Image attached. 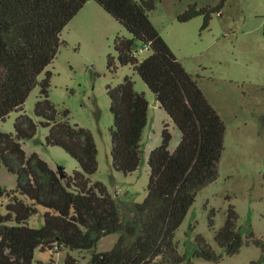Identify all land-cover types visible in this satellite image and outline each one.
<instances>
[{
    "label": "trees",
    "instance_id": "16d2710c",
    "mask_svg": "<svg viewBox=\"0 0 264 264\" xmlns=\"http://www.w3.org/2000/svg\"><path fill=\"white\" fill-rule=\"evenodd\" d=\"M88 1L0 0V120L12 111H22L31 91L37 84L41 86L34 109L39 119L22 111L14 132L0 129V165L17 175L15 187L0 184V196L8 198L5 211H0V264H48L36 259L35 251L55 245L56 251L64 247L93 250L92 264H193L180 251L175 234L198 190L218 177L226 123L152 21L150 12L157 0H95L133 34L131 38L115 37L118 59L132 64L181 132L178 145L171 149V123L163 122L161 143L148 154L147 195L135 204L133 217L126 219L106 185L91 179L99 167L93 132L59 118L60 114L68 117L70 110L59 111L49 98L52 72L46 68L65 42L64 28ZM226 1L205 6L193 2L178 19L188 21L203 15L204 29ZM137 41L150 43L149 55H135ZM108 64L114 65L111 55ZM108 93L114 114L113 164L131 173L144 160L142 139L151 101L145 91L136 89L131 75L115 86L108 85ZM39 125L49 127L47 143L64 147L78 160L80 169L69 174L53 167L37 151L27 153L23 140L33 138ZM39 206L45 208L44 223L31 226L29 219ZM214 214L213 209L211 226ZM238 220L239 213L230 204L227 218L215 234L229 254L239 252L245 243ZM115 232L120 234L110 250H95L101 238ZM193 256L215 261L222 257L202 234L196 237ZM67 262L74 264L76 258L69 254Z\"/></svg>",
    "mask_w": 264,
    "mask_h": 264
},
{
    "label": "rangeland",
    "instance_id": "374dc122",
    "mask_svg": "<svg viewBox=\"0 0 264 264\" xmlns=\"http://www.w3.org/2000/svg\"><path fill=\"white\" fill-rule=\"evenodd\" d=\"M87 4L64 28L65 42L46 71L52 72L49 98L59 111L69 109L68 118L89 128L99 149L98 170L91 175L93 182L102 181L118 202L126 219L133 217L135 204L147 195L150 179L148 154L160 144L163 122L169 121L167 112L153 105L154 91L132 64H122L115 48V37L128 38L133 34L95 0ZM220 0H157L150 17L169 42L188 71L198 80L209 101L226 123L225 147L218 166V177L198 190L196 200L178 227L175 239L181 252L193 259V264H264V0H227L220 12L214 13L208 27L202 29L203 15L180 21L178 15L188 6L216 5ZM143 43L137 41V47ZM150 54V50L142 56ZM114 65L109 66V56ZM46 71L39 76L42 80ZM131 75L138 91H145L151 100L148 123L142 145L144 160L140 167L125 173L115 168L112 157L114 114L108 85H117ZM37 84L23 105V112L35 117L34 109L40 98ZM20 111V112H22ZM20 112L12 111L0 120V129L14 132ZM170 122V121H169ZM174 149L180 139L175 125ZM49 127L39 125L37 134L23 140L28 154L37 151L55 167L62 166L67 173L80 169L78 160L60 145L48 144ZM158 139V140H157ZM0 184L13 188L17 175L0 165ZM6 196H0V211H5ZM239 213V226L245 243L234 254L227 253L215 239L216 231L224 224L229 206ZM215 210L214 226L210 214ZM43 206L31 216V226L44 223ZM254 234L251 237V234ZM118 232L101 238L97 251L110 250L119 237ZM198 234L205 236L216 252L218 261L193 256ZM261 242L256 243L254 239ZM93 250L70 249L60 251L37 248L35 258L48 264L67 262L70 254L74 264H92Z\"/></svg>",
    "mask_w": 264,
    "mask_h": 264
},
{
    "label": "built area",
    "instance_id": "2783aa9c",
    "mask_svg": "<svg viewBox=\"0 0 264 264\" xmlns=\"http://www.w3.org/2000/svg\"><path fill=\"white\" fill-rule=\"evenodd\" d=\"M149 48H150V43H145V44H143V46L137 47L135 49V51H134L135 52V55H137L139 57H142L143 52L146 51V50H149ZM55 248L57 249L58 248V245H55Z\"/></svg>",
    "mask_w": 264,
    "mask_h": 264
},
{
    "label": "crops",
    "instance_id": "0c3cea01",
    "mask_svg": "<svg viewBox=\"0 0 264 264\" xmlns=\"http://www.w3.org/2000/svg\"><path fill=\"white\" fill-rule=\"evenodd\" d=\"M90 2H94V1H93V0H89V1L85 4V6H86L87 4H90ZM85 6H84V7H85ZM84 7H83V8H84ZM83 8H82V9H83ZM102 8H103V7H102ZM82 9H81V10H82ZM81 10H80V11H81ZM80 11H79V12H80ZM79 12H78V13H79ZM150 101H151V100H150ZM158 106H159V104H158ZM166 120H167V119H166ZM168 120L170 121L169 116H168ZM170 123H171V128H172V130H174V128H173V126H174L173 123H172L171 121H170ZM162 128H163V127H162ZM157 140H158V139H157ZM161 140H162V136H161ZM161 140H160L158 143H161ZM172 140H174V132H173V139H172ZM158 145H159V144H158ZM158 145H156V146H158ZM156 146H155V147H156ZM152 148H154V147H152ZM152 148H151V149H152Z\"/></svg>",
    "mask_w": 264,
    "mask_h": 264
},
{
    "label": "water",
    "instance_id": "95a60500",
    "mask_svg": "<svg viewBox=\"0 0 264 264\" xmlns=\"http://www.w3.org/2000/svg\"><path fill=\"white\" fill-rule=\"evenodd\" d=\"M159 103H160V102H159L158 96H157V94L155 93V99H154L153 105H158ZM59 169L62 171V170H63L62 166H59ZM64 175H65V174L62 172L61 177H64Z\"/></svg>",
    "mask_w": 264,
    "mask_h": 264
}]
</instances>
